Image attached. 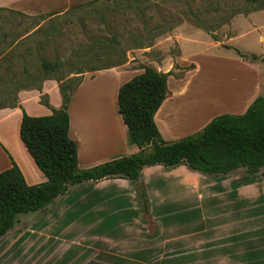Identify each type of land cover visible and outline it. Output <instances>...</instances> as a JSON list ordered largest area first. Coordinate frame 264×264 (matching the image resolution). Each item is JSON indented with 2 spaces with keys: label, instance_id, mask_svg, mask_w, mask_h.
I'll return each instance as SVG.
<instances>
[{
  "label": "crops",
  "instance_id": "1",
  "mask_svg": "<svg viewBox=\"0 0 264 264\" xmlns=\"http://www.w3.org/2000/svg\"><path fill=\"white\" fill-rule=\"evenodd\" d=\"M90 1L99 0H0V10L36 18L33 25H26L29 28L22 24L14 26L10 48L19 49L25 45L45 21ZM55 27L52 24L47 29ZM177 42L179 52L175 58L170 57V65L166 63L154 68L167 72L175 63L184 67L192 61V56H185L180 38ZM32 49V44H26L24 52L17 54L18 62L23 66L14 70L16 80H30L24 65L28 63V50ZM142 70L136 69L133 73L122 64L80 72L81 82L71 94L68 105V135L77 143L80 169L139 150L118 111L116 97L119 86ZM191 70H186L182 77H167V96L154 114L156 126L167 141L200 130L218 115L211 110L194 123V118L204 113L203 109H195L197 101L182 103L178 99L174 103L168 102L174 95L186 91L188 82L184 79ZM72 75L78 73L72 72L67 78ZM171 80L175 84L172 88ZM38 84L40 89L36 87ZM16 85L13 93L17 97L16 104L0 106V171L11 166L12 158L26 183L32 185L45 181L46 177L20 140L22 111L31 116L47 115L52 108L60 107L62 99L54 78ZM41 96L50 106L40 101ZM256 96L248 100L246 108ZM177 120L184 122H175ZM239 169L226 174H205L186 164L144 166L140 170V180L149 199L148 219L139 207L133 182L129 179L105 178L70 185L67 193L48 205L41 217L32 220L28 229L33 232L37 222L43 220L44 224L37 232L45 234L46 227L52 222L51 217L55 220L53 226L65 227L80 206L96 216L93 223L105 221V226L99 231L97 225L91 229L94 234L100 233L95 234L96 239L106 236L109 239L114 233L122 232V239L127 241V246H122L157 256V264H264V184L259 185L252 178L242 180L237 173ZM70 201L76 202L77 207ZM112 209L118 212L113 214ZM123 214L130 215V219L118 228L113 219ZM11 231L3 235L0 242L6 240Z\"/></svg>",
  "mask_w": 264,
  "mask_h": 264
},
{
  "label": "rangeland",
  "instance_id": "2",
  "mask_svg": "<svg viewBox=\"0 0 264 264\" xmlns=\"http://www.w3.org/2000/svg\"><path fill=\"white\" fill-rule=\"evenodd\" d=\"M244 5L245 0H99L70 9L45 21L27 40L26 44L33 45V49L28 50V63L24 65L30 80H16L14 75V70L23 66L18 62L17 54L24 52L26 44L19 49L10 46L15 27L19 24L25 27L33 25L36 18L0 10V104L13 102L17 83L16 86L25 81L27 84L38 83L44 76L67 79L72 72L77 74V71L113 63L123 64L133 73L144 66L170 65V57L175 58L179 52L177 38H180L185 56H192V61L187 62L185 69L175 63L170 67L172 76L182 77L186 70H192L184 79L188 82L186 91L174 95L168 102L174 103L178 99L182 103L197 101L195 109H203L204 113L194 118V123L211 110L218 115L241 114L253 95L264 96V9L230 16V9H241ZM52 24L56 27L47 29ZM170 25L172 29L166 31ZM98 39L103 42H98ZM238 52L254 53L258 59L244 58ZM40 58L49 61L59 58L63 64L56 72H45ZM80 72L68 77L75 79L73 84L82 77ZM173 83L171 80V88L175 85ZM237 173L246 180L243 179L246 174L244 168ZM252 179L259 185L264 184V167ZM69 203L73 204V201ZM74 204L77 207L76 202ZM46 210L18 215L8 238L0 242V264L158 262L155 260L157 256L125 247L127 241L122 239V232L114 233L109 239L107 236L106 239H96L95 234L100 233L94 234L91 229L97 225L99 231L105 226V221L93 223L96 216L80 206L65 227L53 226L55 220L51 217L52 222L46 227L45 234L37 232L44 224L43 220L37 222L33 232L29 230L32 220L41 217ZM111 212L116 214L118 211L112 209ZM129 219L130 215L123 214L113 220L121 228Z\"/></svg>",
  "mask_w": 264,
  "mask_h": 264
},
{
  "label": "trees",
  "instance_id": "3",
  "mask_svg": "<svg viewBox=\"0 0 264 264\" xmlns=\"http://www.w3.org/2000/svg\"><path fill=\"white\" fill-rule=\"evenodd\" d=\"M261 9H264V0H245L241 9H230L229 14L234 16ZM172 27L170 25L165 30L169 31ZM238 53L253 61L258 59L254 53ZM62 64L59 59H41L45 72H56ZM142 69L119 86L116 97L118 111L139 150L85 169L78 167L77 143L68 135V105L81 78L74 84L73 78L44 76L40 79L54 78L58 82L61 105L52 108L47 115L31 116L22 111L19 137L46 180L27 184L12 158L11 166L0 171V238L14 227L19 214L46 209L57 197L67 193L70 185L105 178L129 179L133 182L139 207L148 219L149 199L140 180V170L144 166L186 164L205 174H226L244 168L246 174L243 179L246 180L264 167V96H256L241 114L216 115L200 130L167 141L156 126L154 114L167 96V77L173 73L171 70H157L153 66ZM36 87L40 89L39 84ZM16 100L14 96L10 105L14 106ZM40 101L50 106L43 96Z\"/></svg>",
  "mask_w": 264,
  "mask_h": 264
},
{
  "label": "bare ground",
  "instance_id": "4",
  "mask_svg": "<svg viewBox=\"0 0 264 264\" xmlns=\"http://www.w3.org/2000/svg\"><path fill=\"white\" fill-rule=\"evenodd\" d=\"M161 113V112H160Z\"/></svg>",
  "mask_w": 264,
  "mask_h": 264
}]
</instances>
